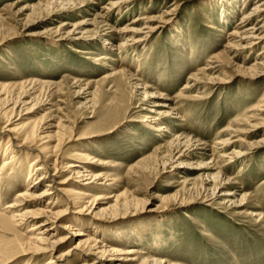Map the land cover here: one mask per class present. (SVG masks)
<instances>
[{
    "label": "rangeland",
    "instance_id": "1",
    "mask_svg": "<svg viewBox=\"0 0 264 264\" xmlns=\"http://www.w3.org/2000/svg\"><path fill=\"white\" fill-rule=\"evenodd\" d=\"M44 1L0 0V86L8 85L2 90L7 93L0 112H14L15 121L20 108L14 109L13 103L20 98L27 104L20 105V118L11 127L36 130L42 123L65 125L70 140L56 153L62 164L74 149L99 160L113 159L111 168L91 165L93 172L115 178L92 193L98 198L109 191L122 193L118 199H126L130 209L110 223H95L85 214L80 227L110 241L106 248H131L170 264H264V217L258 220L250 214L264 216V75L253 73L254 66L264 71V52L259 54L264 44L237 53L227 46L240 15L251 10L254 0L244 5L241 0H129L104 17L105 25L98 24L96 15L119 0H78L84 2L82 8L66 10L45 8ZM222 6L231 14L227 22L220 19ZM165 10L170 12L164 15ZM159 15L163 16L151 23L155 29L146 40L129 49L110 51L99 36H93L108 27H139L143 18ZM84 18L92 20L85 25L90 32L86 37L72 29ZM110 34L113 44L126 37L118 31ZM101 55L107 57L105 62L97 60ZM211 62L213 70H201ZM130 75L149 92L165 97L169 106L163 110L173 108L171 115L179 118L170 124L172 135L197 140L200 145L194 155H188L192 150L187 143L172 142L171 134L148 128L143 94L132 91ZM192 75L202 82L184 88ZM207 78L213 82H206ZM117 81L122 82L121 89ZM215 148L226 154L213 158L233 181L227 185L236 190L231 203L213 200V181L204 180L201 169L191 167L209 158ZM5 150L4 146L0 150V169L12 154L20 163L14 170L4 169L0 178L3 215L7 214L3 208L26 187L23 177L32 159L17 148L16 153L2 156ZM240 151L246 154L232 158ZM216 170L212 168V173ZM64 172L63 176L69 175ZM50 181L52 177L46 183ZM242 194L247 205L237 206ZM112 202L111 197L92 201L95 211L108 204L104 213L113 210ZM28 228L0 231V246L18 242L12 253H0V264L6 259L13 260L8 264L29 261L28 256H18ZM74 244L66 241L54 253H66ZM45 259L39 256L28 264H43ZM106 263L119 261L110 256Z\"/></svg>",
    "mask_w": 264,
    "mask_h": 264
},
{
    "label": "bare ground",
    "instance_id": "2",
    "mask_svg": "<svg viewBox=\"0 0 264 264\" xmlns=\"http://www.w3.org/2000/svg\"><path fill=\"white\" fill-rule=\"evenodd\" d=\"M128 1L129 0H119L110 2L108 6L104 8L103 12H99L96 15L98 17V24L105 25L106 21L104 17L109 13L121 10V7L124 6L126 4L125 2ZM241 1L242 5H244L246 2V0ZM44 2L45 8L49 9H76L82 8L84 5L83 1L81 2L78 0H45ZM29 7L31 6L28 5L24 8ZM169 12L170 10H165L163 13L165 15ZM162 16H149L143 18L144 21L139 27L133 25H126L120 29L108 27V30L105 32H96L93 36H99L102 43H104L103 47L110 51L111 49H115L116 51L129 49V47L134 45L136 46V44H142L150 32L155 29V27L151 26V23H156V21H158ZM230 16L231 14L229 11L223 7L220 19L223 22H227L229 19H231ZM138 20L140 19H133L131 23L136 24L135 22ZM91 21L92 20L88 18H84L78 22H75L72 29L76 32V34H81V36L86 37V35L88 36L90 32L88 29H85V25L90 24ZM65 25L66 24L64 23L63 27ZM235 26V29L230 33L231 38L227 45L228 48L234 50L237 53L241 50L250 51L255 47L263 45L264 0H254L251 10L242 13ZM114 31H118L121 33L120 35L126 36L125 39H122L117 44H113V35L110 34V32L113 33ZM70 32L67 34H70ZM261 47L262 49H260L261 51L259 54L264 52V46ZM81 52L88 53L89 51L82 50ZM106 59L107 57L105 55H101L97 60H102L105 62ZM254 68L255 70L253 69V73L255 76L264 75L263 70H259L258 67L256 68L255 66ZM262 69H264V67H262ZM201 70L205 72L207 70H213V62L206 64V66ZM130 79L131 82L129 83V86H131L132 91L135 89L137 92L141 91L143 94V106H141L143 107L142 110L148 111V114H144L146 116L145 119L148 128L162 135L165 133L171 134V136L174 138L171 140L172 142L176 140L177 143L179 141H182L184 144L187 143L186 145L191 147L192 150V152L188 153V155H194V150L199 149L200 143L197 140H192V138L188 136L172 135L170 124L173 120L179 118L177 116L171 115V110H173V108L163 110L169 106L165 97L153 91L149 92L148 86L136 81L135 77L133 78L131 75ZM198 81L202 82L201 77L192 75L188 77V81H186L184 88H190ZM205 81L212 83L213 78H209L208 81ZM74 83L76 84V82ZM116 85L118 89H121L122 82L117 81ZM6 86L8 85L3 84L0 86V101L2 99H6L4 96L7 92L5 94L2 93V90H4ZM122 97H124V95H122ZM262 103H264V101ZM25 104H27V102L20 98H18V100L13 103L14 109L16 107L20 108L16 120L20 118V112L23 109L21 108L22 106L20 107V105ZM262 106L264 107V104ZM3 112H0V150L3 146L6 148V150L2 156L7 154V152L16 153L17 148L21 149L24 155L32 158L28 168H26L25 177H23L25 178L24 183H26V187L23 189V191L16 194V197L11 203L7 204V206L3 208L4 214L5 212H7V214H0L1 232L8 233L15 231V228L24 229L30 227L26 230V232H28L26 234L28 235L25 239L24 246L21 248L18 254L20 257L28 256L29 261L26 264L29 262H34L39 256L46 257L43 264H60L62 262L70 264L75 263L76 261L79 262L78 264H107L106 261L110 258V256H113L116 260H118L119 264L133 263L138 259H141L138 264H170L166 263L162 259H150L148 256H144L142 251L135 252V250L131 248H124L121 250L115 248H106L111 245L109 244L110 241L97 238L96 233H94L95 231H92L91 229H82V227H80V224H83L81 221L83 219V215L85 214H90L95 223L101 221L110 223L116 220V216L130 209L129 202H125L126 199H123L122 202V199H118V196L120 197L122 193L116 194L115 192L109 191L106 194L101 195L100 198L95 197L92 193L93 190H98L103 185H111L115 182V178L111 175H107V173L104 174L93 172L91 165L109 168L115 163L112 161L113 159L99 160L97 159V156L95 158L85 151L74 149L71 151L70 155L64 157V160L66 161L62 164L61 162H58V160L56 161V153L70 140L69 137H66L64 130L65 125L59 126L60 123H57L58 125L55 126L52 124L42 123V125H40L36 130H33L30 127V129L21 130L17 127H11L16 121L13 120L14 112L10 114L6 113V111ZM53 142L54 144H51ZM218 149L215 148L209 158L202 160L200 163L196 162L197 164L194 163L195 165L193 164L191 167L201 169V178L204 180H208L210 182L213 181L214 184L211 192L213 200L221 199V203H231L236 194V190L227 189V185L231 184L232 180L222 174L220 171L221 167L213 158V155L215 154H217L216 156L219 158L225 157L226 154L224 155V152ZM245 154L246 152H236L232 154V158H242V156ZM13 158H15V154H12L11 157L6 158L3 161V165L0 169V178H2L4 175V169L14 170V168L19 166L20 158H17L16 160H13ZM232 158L230 156V160H228L231 161ZM182 166L185 165L181 164V167ZM212 168L213 170H217L212 173ZM64 171H67V174L69 175L63 176L62 173ZM37 173L42 174H40L34 181L28 182ZM21 175H23V173ZM51 177L53 178V181L46 183ZM44 183H46V185L42 191L36 192L38 186ZM107 197L112 198L113 202L111 204H114L115 206L113 207L116 208H113V210L111 208L112 211L104 213V209L107 207V204L104 207H101L99 211H95L94 203H92V201L96 202L101 198ZM245 200L247 201V199H245V195H240L237 206H246L247 203ZM131 207H134L132 209H135V206ZM250 214L255 215L258 220L261 218L263 219L264 217L262 214L256 211H252ZM105 215L107 216V219H102ZM75 222L77 223L78 228H73V226H75ZM61 232L64 233V235L59 237V233L61 234ZM16 235L17 234H15V237ZM66 241H75V244L68 252L57 256L54 253L55 250L63 245ZM12 244V247H8L7 245L0 246V253L3 252V255L6 256L7 254L12 253L15 248H18V242L12 241ZM12 261L13 260L11 259H6L2 261V264H8Z\"/></svg>",
    "mask_w": 264,
    "mask_h": 264
}]
</instances>
